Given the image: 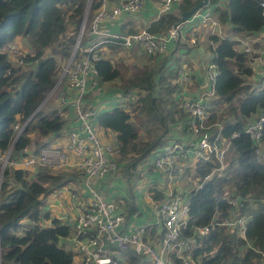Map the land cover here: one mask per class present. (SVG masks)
<instances>
[{
  "label": "trees",
  "instance_id": "obj_1",
  "mask_svg": "<svg viewBox=\"0 0 264 264\" xmlns=\"http://www.w3.org/2000/svg\"><path fill=\"white\" fill-rule=\"evenodd\" d=\"M199 1L183 0L177 5L176 14H162L149 25L148 31L166 33L171 25L180 23L182 12L194 9ZM212 1L217 3V0ZM263 1L226 0L223 9L209 8L219 23L228 28L226 35L213 33L208 37L210 63L216 68L214 92L218 99L209 107L204 119V126L208 128L202 131L212 132L214 136L219 133L221 140L229 141L231 153L227 156L225 153L221 173L213 174L192 191L183 234L190 235L193 226L208 225L215 216H230L236 207L228 203L226 195L237 200V212L247 218V224L245 237L222 226L202 237L194 249V254L202 255V264H262L263 261L264 161L260 159L262 155L255 153V144L245 134L244 127L264 108V86L257 90L245 84V78L253 73L249 66L253 55L239 50L236 39L242 33L262 30ZM85 4L86 0H0V151L11 149V158L19 157L25 147L37 153L46 145L40 141L42 137L55 134L65 126L66 120L57 110H38L28 119L55 85L59 70L57 59L63 60L71 54L75 38H63L66 11H70L68 24L76 28ZM99 5L100 1L90 10L93 12ZM26 37H29L31 53L25 54L23 68L12 66L4 49L16 38ZM107 45L111 50L122 49L119 45ZM54 46L53 54L46 55ZM96 68L100 83L120 80L123 92L139 90L138 101L130 102L129 108L114 106L94 117L98 126L115 133L118 155L125 160V171L129 175L130 168H135L147 153L160 146L170 128L179 121H186L187 115L180 107L181 101L173 96L176 85H171L173 90H166L161 67L129 66L123 60L102 56ZM217 103L226 104L228 113L220 129L214 126L219 123ZM134 112H137L135 118L142 119L147 113L145 117H149L151 123L155 117L154 121L163 127L160 135L140 148H136V142L144 121L137 126L132 120ZM159 113L162 115L156 117ZM17 123L25 125L18 138L14 129ZM221 140H217V145ZM131 151H137L135 157ZM218 165L214 154H210L208 160L197 158L191 175L202 181ZM74 172L46 166L2 169L0 164V264H73L75 247L70 242H60L71 234V228L50 217V212L43 209V198L74 182L75 176L81 175ZM45 221H50V225H44ZM150 229L154 231L155 227ZM126 264H141V261L138 256L130 255Z\"/></svg>",
  "mask_w": 264,
  "mask_h": 264
},
{
  "label": "built area",
  "instance_id": "obj_2",
  "mask_svg": "<svg viewBox=\"0 0 264 264\" xmlns=\"http://www.w3.org/2000/svg\"><path fill=\"white\" fill-rule=\"evenodd\" d=\"M98 1L100 5L92 12L89 23H85L86 19L82 22L69 59L62 66L60 76L56 80L55 88L64 82L69 90H73L70 96L63 95L60 99L63 103L68 98L77 121L76 127L65 132V147L63 148L59 143L46 144L37 153H32L28 147H25L19 152L17 158L10 157L11 149L0 151L1 167L2 169L6 166L28 169L46 166L81 173L83 183L88 189V197L79 204L80 207L74 214L65 213L59 219L71 228V234L64 238H66L65 241L73 244L77 251L78 256L73 257V264H126L130 255L138 256L141 264L144 258L149 261V264H178L176 259L181 264H202V255L194 254V249L202 237L208 235L217 226H222L227 231L234 230L239 236L245 237L247 224V218L237 212V200L226 195L228 203L236 207L230 216L224 218L215 216L208 225L193 226L190 235L183 234L189 218L192 191L200 188L202 182L208 180L213 174L223 171L225 153L229 146V141L221 140L219 133L214 136L212 132L202 131L208 128L204 126V119L210 107L207 99L215 96L216 68L213 64L208 66L206 78L209 89L207 91L197 97H181L180 99V107L187 115V120L180 122V126L182 125V128L190 133V138L174 141L162 152L154 154L150 167L155 172L169 174L180 159H188L192 155L196 159L208 160L210 154H214L219 165L202 181L197 177L195 186L188 193L169 190L166 192L165 199L153 202L151 223L127 224V213L120 204L114 200H107L101 190L94 186L95 179L118 171L120 163L117 160L116 143L102 142L93 129L96 109L85 108L83 101L99 86L96 62L102 57L101 52L108 47L107 44L119 45L125 49H139L147 56L162 55L169 45L178 39L180 24L171 25L164 34L152 33L148 31V28L132 33L113 32L105 25L114 22L122 15L139 12L144 8L145 0ZM182 1L158 0V17L170 12ZM89 2L91 0H86L85 7ZM261 6L262 30H264V1ZM66 12L64 34L68 30L67 20L70 11ZM189 19L198 20L201 27L211 23L212 34L222 35L219 22L215 20L209 8L197 9ZM195 35L196 31L193 30L192 42H195ZM4 52L12 66L24 67L25 54L16 43H10ZM181 78L184 83L188 80V76L184 74ZM261 82L264 84V76ZM138 92L137 89H131L128 95L115 100V106L129 108L130 102L135 103L139 99ZM41 105L37 110H40ZM214 126L221 128L220 123ZM22 127L18 123L14 125L17 132ZM244 132L255 144V153L259 155L264 139V108L246 123ZM212 137L214 138L211 141ZM217 140H221V144L217 145ZM70 155L74 157V160L70 161ZM151 226L155 227L154 231L150 229ZM173 256L176 258L174 259Z\"/></svg>",
  "mask_w": 264,
  "mask_h": 264
},
{
  "label": "crops",
  "instance_id": "obj_3",
  "mask_svg": "<svg viewBox=\"0 0 264 264\" xmlns=\"http://www.w3.org/2000/svg\"><path fill=\"white\" fill-rule=\"evenodd\" d=\"M225 4L226 0H217V3H214V1L210 0L203 9H214L217 6L223 9ZM158 10V0H145L144 8L139 12L122 15L114 22L105 25V27L110 31L119 33H131L137 30L148 28L149 25L158 18ZM178 11L179 7L175 6L168 13L176 14ZM212 13L215 20L218 21L216 14L214 12ZM179 24V37L176 41L169 45L167 51L159 57L155 56L152 59L148 58L149 60L143 62L142 64L150 66V68L154 67V69L161 67L162 73H165L164 71H168L171 66L178 67V72L175 73V76L172 78V83L175 84L177 88L173 96L177 100H180L181 97H197L209 89L206 72L208 66L211 64V51L208 49V37L212 35L211 23L207 26L201 27L198 20L188 19L187 21L181 22ZM219 25L222 35H226L228 27L220 23ZM215 29L217 30L218 28ZM193 30L196 31L195 42L191 41ZM26 39L27 38H16L14 43H16L21 48V44ZM236 39L238 41L237 48L239 50H246L247 52H251L253 55L252 60L249 62V66L252 68L253 73L250 77L245 78V84L251 85L253 89L261 90L264 86V84L261 82L264 76V30L254 33H242L241 35L236 36ZM134 49L135 48H122L118 50H111L110 47H105L101 53L103 57L113 59V57L117 56L119 50H128L129 54V52ZM28 52L29 54L31 53L30 45ZM131 56L132 55H129V57ZM54 57L57 58V55ZM183 74L188 76L186 83H184L181 78ZM117 81L118 80L104 83L99 82V86L85 97L83 101L84 107H94L96 109V114L114 107L116 104V99L119 100L121 97L128 95V93H125L120 89L116 83ZM60 85H62V83L54 89V92L59 90ZM64 85L66 84L64 83ZM183 86H185L184 90ZM72 91L69 90L66 85L65 92H63L65 94H62V96H70L73 93ZM51 96L52 94L48 96L44 102H42L40 110L44 112L57 110L59 114L66 120L65 126L55 134L42 137L40 141L44 142L45 144L59 143L64 148L66 143L65 132L68 129L77 126L75 112L69 105L68 98H66V102L61 103L60 99L62 96L59 98V101L53 100L55 107L48 108L49 106L47 104L50 101ZM217 99L218 98L215 95L214 97L208 98L207 102L211 106V102H216L215 100ZM93 124L95 128L97 125L95 119L93 120ZM95 133L102 142L116 143V135L110 130L99 128ZM189 138L190 133L182 128V125L180 126L179 121L170 128V131L167 132L162 144L154 149L153 153L150 154L151 157L149 162H143L140 165L139 170L141 175H138V173L135 171L129 175L123 174V169L120 170L122 165L119 164L118 171L111 175H107L106 177L95 179L94 186L101 190L103 196L107 200H114L120 204V206L127 213V224L134 223L137 225H143L151 223L153 220V216L151 214L152 203L165 199L167 196L166 192L169 190L174 192L180 191L188 193L195 186L197 177L194 178L191 175L193 165L196 161V158L192 155L188 159H180L176 167L173 168L169 174H162L151 170L150 161L154 157V154L162 152L174 141H183L188 140ZM262 150L263 151L260 152V156L262 155L261 158L264 156V142ZM69 158L70 161L74 160V157L71 155ZM123 166L125 169L126 164ZM185 171H188L186 173L188 174L189 179L191 176L194 178V180H188L186 177H184ZM125 188H128L129 195L126 193ZM142 188H146L143 193L141 192L142 190H140ZM157 195H160V197L157 198ZM87 197L88 189L83 183V176H75L74 182L68 184L64 188L54 191L43 198V209L50 212L51 218L60 219V217L65 213L74 214L80 207L79 204L83 200H86ZM43 224L50 225V221H45ZM65 240L66 238L63 237L60 239V242L65 243ZM75 256L78 255L76 254ZM262 260V264H264V256Z\"/></svg>",
  "mask_w": 264,
  "mask_h": 264
},
{
  "label": "rangeland",
  "instance_id": "obj_4",
  "mask_svg": "<svg viewBox=\"0 0 264 264\" xmlns=\"http://www.w3.org/2000/svg\"><path fill=\"white\" fill-rule=\"evenodd\" d=\"M97 1L98 0H91V2H89L87 5H86V7H85V11H84V15H83V17L81 18V21H80V23H79V25L75 28V27H73L72 25H70V24H68V21H67V27H68V30H67V32L64 34V36H63V38H65V37H68V36H74V38L76 39V37H77V35H78V30H79V28H80V26H81V24H82V22L85 20V23L86 24H88L89 23V21L91 20V18H92V11L90 10V6L91 5H93V4H95V3H97ZM164 34V33H163ZM27 39L26 40H24V42L21 44V50L23 51V53L24 54H27V53H29L28 51H29V37H26ZM62 38V39H63ZM61 39V40H62ZM60 40V41H61ZM63 41V40H62ZM53 49H56L55 48V46L51 49V50H48L47 52H46V55H52L53 53L52 52H54L53 51ZM129 55H132L131 57H129ZM163 55V54H162ZM151 56V57H150ZM155 56H160V55H149V58H153V57H155ZM57 59V58H56ZM68 59H69V57L68 58H65V59H63V60H58L57 59V63H58V66H59V70H58V74H57V78H56V80L58 79V77L60 76V71H61V69H62V66L64 65V64H66L67 63V61H68ZM174 59V58H173ZM172 59V60H173ZM113 60L114 61H118V60H123V61H125L129 66H132V65H142L143 64V62H145V61H148L149 59H148V56L147 55H145L142 51H140L139 49H134V50H132V51H130L129 52V54H128V50H119L118 51V54H117V56L116 57H113ZM148 67H150V66H148ZM178 67H176V66H171V68L168 70V71H164L165 73L163 74V76H165L163 79H162V81L164 82V84H165V87H166V90H173V87L171 86V85H173V83H172V78L175 76V73H177L178 72ZM117 85L120 87V80H118L117 82ZM168 83L170 84V85H168ZM107 90V89H106ZM63 92H65V85H64V83L62 82V85H60L59 86V90L57 91V92H54V91H52L51 93H52V96L50 97V101L48 102V108H53V107H55L54 106V102H53V100L54 101H59V98L62 96V94H65V93H63ZM163 93V92H162ZM167 95V94H166ZM162 98H164V96H162ZM166 99H169V98H166ZM138 101V100H137ZM167 101V100H166ZM216 101V100H215ZM158 102V101H157ZM165 101L163 100L162 101V105H163V103H164ZM214 103V101H212L211 102V105ZM218 105H217V107L219 108V113H218V116H219V123L221 124L222 123V121H224V119H226V117L228 116V113L226 112V109H227V105L226 104H223V103H217ZM210 105V104H209ZM212 107V106H211ZM212 109V108H211ZM146 113V112H145ZM147 114V113H146ZM146 114H145V116H146ZM136 115H137V112H134V113H132V120H133V122H135V124L137 125V126H140L139 125V123L141 122V121H144L143 122V125H142V130H140V137H139V139L137 140V142H136V148H140L144 143H151L152 141H153V139H155V137L156 136H158V135H160L161 134V132H162V128L163 127H161L157 122H155L154 120H155V117H154V120H153V123H151L150 122V119H149V117H145L144 116V119H142L141 117L140 118H135L136 117ZM160 115H162L161 113H159L158 115H156V117L157 116H160ZM142 117H143V115H142ZM152 119V118H151ZM101 129V127H99L98 125H96V127L94 128V124H93V129L95 130H97V129ZM96 130H95V132H96ZM167 134V133H166ZM165 134V135H166ZM165 137V136H164ZM32 138L33 139H36V137L35 136H32ZM263 142H264V139H263ZM136 152L137 151H131L130 153H132V155L135 157V154H136ZM153 153V151H150V153H147L144 157H143V159L142 160H140L139 161V163L135 166V168H130V169H132V170H130V171H132V173L135 171V172H137L138 173V175H141V172H140V170H139V167H140V165L143 163V162H149V160H150V157H151V155L150 154H152ZM231 152H230V149L228 148L227 150H226V156L227 155H229ZM260 155V154H259ZM260 159L263 161L264 160V156L261 158L260 157ZM117 160H118V163H120L122 166L120 167V170H122L123 169V174H127L126 173V171L124 172V164H125V160H122L121 158H120V154L118 155V157H117ZM122 162H124V163H122ZM53 169V168H52ZM58 170V169H57ZM186 172H188V171H185V173H184V177H186L188 180H194V178L193 177H191L190 176V179H189V176H188V174L186 173ZM75 173V172H74ZM71 174V173H70ZM128 188H131V187H128ZM128 188H125L126 189V193L129 195V191H128ZM134 189H139V188H134ZM145 189L146 188H142V189H140V190H142L141 192L143 193L144 191H145ZM130 191H131V189H130ZM133 195H134V193H133ZM264 256V255H263ZM142 262H143V264H149V261L147 260V259H143L142 260Z\"/></svg>",
  "mask_w": 264,
  "mask_h": 264
},
{
  "label": "water",
  "instance_id": "obj_5",
  "mask_svg": "<svg viewBox=\"0 0 264 264\" xmlns=\"http://www.w3.org/2000/svg\"><path fill=\"white\" fill-rule=\"evenodd\" d=\"M208 1L209 0H200L199 3L197 4V6L194 8V9H191L190 11H185V12H182L181 13V16H180V22H185L187 21L191 15L197 10V9H200L202 8L203 6L207 5L208 4ZM57 85V83L55 82V85L53 86V88L51 89V91L46 95L45 99L49 96V94L53 91V89L55 88V86ZM44 99V100H45ZM44 100L42 102H44ZM42 104V103H41ZM38 110H36L32 115L31 117L28 119V121L36 114ZM27 121V123H28ZM25 123V124H27ZM25 126V125H24ZM24 126L22 127V129L17 132L16 134V138H18V136L22 133V131L24 130ZM16 140V139H15ZM15 142V141H14ZM14 144V143H13Z\"/></svg>",
  "mask_w": 264,
  "mask_h": 264
}]
</instances>
